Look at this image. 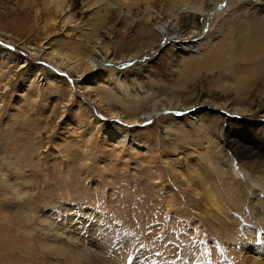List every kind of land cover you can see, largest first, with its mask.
Here are the masks:
<instances>
[{"label":"rangeland","instance_id":"1","mask_svg":"<svg viewBox=\"0 0 264 264\" xmlns=\"http://www.w3.org/2000/svg\"><path fill=\"white\" fill-rule=\"evenodd\" d=\"M54 1L0 0V264H264L232 253L251 254L264 227L253 220L264 214V89L226 94L168 62L220 42L216 71L250 64L233 56L239 12L264 0H65L63 12ZM184 20L198 37L179 31ZM141 27L160 39L149 45ZM100 54L113 61L82 73L80 59ZM154 104L156 115L127 123ZM196 111L205 132L188 119ZM231 140L258 149L245 156Z\"/></svg>","mask_w":264,"mask_h":264},{"label":"bare ground","instance_id":"2","mask_svg":"<svg viewBox=\"0 0 264 264\" xmlns=\"http://www.w3.org/2000/svg\"><path fill=\"white\" fill-rule=\"evenodd\" d=\"M54 2H57V1H54ZM148 2H149V0H148ZM215 2L218 3L221 1L215 0ZM64 3H65V0L60 1L59 10H61V12H63L62 9L64 7L63 6ZM223 3H224V1H223ZM165 5H166V3H165ZM204 5H203V7H204ZM246 5H247V7L244 6L245 10L239 12L240 15L241 14L245 15V19L242 20L244 23L243 26L242 27L240 26L241 28L237 29V31L235 32V35L238 37L239 40L237 41L236 39H234V40H236L235 46L237 47V51L236 52H234L235 50L233 51V56L235 58L241 59L245 63H250V64L241 65V66H243V68H239V67L237 68V66L233 67L232 68L233 70H229L230 74L228 76L223 75L220 69H219L220 71L219 70L216 71V69L220 68V66L224 62L222 59L223 50L228 48V47L224 46L223 43H220V42L218 44H216V46H214V47L211 45L208 46V48H207L208 51L206 50V54L204 53V55L199 60H197V58H194V56L191 59L190 58L186 59L187 56H186V58H182L183 53H170L168 62L174 68H175V66H178L180 63L181 64L188 63L190 65V69H191L190 75L192 76L190 81H189L190 83H193L194 77L198 76L200 74L202 76L201 78H204V79L210 78V80H212V82L217 81V83H218L217 86L220 89V91L223 93H226V94L228 92H233V93L239 94L241 97H244V98H249V96H250V98H252V97H255L258 93H261L264 89V4H261L259 6V8L256 6L257 3L253 4L251 2V3H248ZM220 6H219V8H220ZM175 10H178V9H175ZM197 12L203 13V10H200ZM209 12L210 13H207V14L210 16V14L212 12L211 11H209ZM176 25L179 26V31H181V30L186 31V29L188 27H192L193 29L196 30V32H198V28H199V26H197L196 23L190 22L187 20L179 21L178 24H176ZM141 29L142 30L148 29V30H146L145 34L150 39L148 41L149 45H153L154 42L156 40H158V38L160 39L159 34L161 32H158V34H157L152 29L147 28V27H141ZM164 30L166 31V29H164ZM198 36H199V32L197 34L195 33V35H193L192 38H196ZM168 40H170V38H168ZM247 48H249L251 50L253 49L255 51H253V50H252L253 52L245 51ZM185 49H187V47ZM188 52H189V50L187 49V53ZM225 54H226V52H225ZM135 56L136 55H132L128 58L122 57L120 63L135 61ZM191 56H192V54H191ZM108 57L109 56H107V54H105V55L100 54L96 58L88 59L84 64L81 62V59H80V62H78L77 64L80 63V65H81L80 68L83 66V68L81 69L82 73H85L87 70H90V72H91L93 69H96L99 65L105 64L106 62L111 63V61H113V58H110V57L108 58ZM235 58H232V59H235ZM128 59H130V60H128ZM66 61H67V63H64V65H67V66L71 65L69 62V59H67ZM96 73L99 74L100 72L96 71ZM202 73H203V75H202ZM103 74H106V77L104 78V80H103V77H99V79L94 78L93 80H96V81L102 80L105 84H109V83L111 84L109 74L107 75V73H101V74H99V76L100 75L103 76ZM86 90H89L91 92V90L93 91L94 89H93L92 85L88 84V87H86ZM190 97H192V96H190ZM1 99H0V102L2 103L3 101H1ZM202 101H204V100H202ZM173 104L174 103L169 102V105L167 106V108L171 109L172 107L181 106L180 103H178V105H175V106ZM202 104H204V102H202ZM230 106H231L230 104L228 106L225 104H220L219 106H217V105L215 106V104H213V103H210V104L208 103L206 105V107L211 111L212 110L227 111V112H229V114H227V115L231 116V117H232V115L235 114L238 117L240 116L242 118L243 114L249 112V111H245V110L240 111L239 109L233 108ZM152 107H153L152 109H150L148 112L143 113L142 115L127 113L126 114L127 123L128 124H130V123L135 124V123H141V122L147 121L148 119H150L152 116L156 115L159 112L160 108L156 107L155 104ZM202 107H204V106H202ZM123 117H120V115H119V118L122 120V122L126 123V121H124L125 119H123ZM192 118H193L194 122L198 123V126L200 127V129L204 130V132H205L206 128H203V126H202L203 125L202 122L205 120L203 118V114L200 113L199 111H196L192 114V117H190L188 119L192 120ZM228 120H230V119H228ZM204 132L202 131L201 133H204ZM204 137L205 136L203 134L202 143H204ZM89 143H90V139L87 138L86 144L83 146L84 147L83 157H84L85 162L87 161V155L89 153ZM229 143H232V147L235 149V151H237L238 153L245 155V156L252 154L255 149H258V145H259L258 142H256V141H244L243 145L240 144L238 146L235 145L236 143H234L233 140H231V142H229ZM261 177H262V175H261ZM263 177H264V175H263ZM261 180L263 181L262 178H261ZM185 184H187V183L185 182ZM206 191L208 194V196H206L207 201L210 202L212 206L218 205L219 204L218 199L214 197L212 191L210 189H207ZM253 217H254V219H253L254 221H258V220L264 221V214L261 211H259L258 213L255 212V214L253 213ZM255 228H256V230H260L261 232H260L259 238H256L257 240L253 241L254 242V248L252 250V253L243 257V255H245V254L242 255L241 252H237L236 250H234L232 253L236 256V257H234L236 261L237 260L246 261V259H252L251 261H253V259L254 260L264 259V227L261 226L259 223H256ZM249 230L251 231L252 229L249 228ZM255 231L253 229V232H255ZM251 240H252V237H249L248 240H246V241L249 242ZM241 244H242V246L240 248V251L245 250L244 252L247 253L246 249H249L250 243H243L242 242ZM248 261L251 262L250 260H248Z\"/></svg>","mask_w":264,"mask_h":264}]
</instances>
